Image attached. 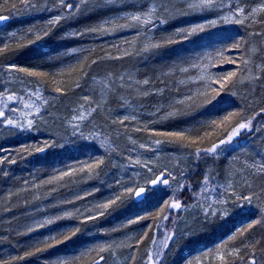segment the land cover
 <instances>
[{"label":"snow or ice","instance_id":"1","mask_svg":"<svg viewBox=\"0 0 264 264\" xmlns=\"http://www.w3.org/2000/svg\"><path fill=\"white\" fill-rule=\"evenodd\" d=\"M116 3L117 0H43L41 4L40 0H18V3L11 4V10H45L55 12L56 14L47 20L42 29L29 28L23 35H18L15 32L10 33V39L14 41V44L3 43L0 46V54L36 44L38 41L49 36L53 29L59 26L62 21L84 14L91 9H102L107 5ZM207 12L215 13L214 17L190 24L187 27H181L170 34L159 37L155 35L159 27L166 24L170 18L204 14ZM259 14H264V0H261L259 6L251 8L250 11H246L245 7L242 6L241 0H180L178 4L174 0H150L149 3L140 5L138 10L127 12L122 17L106 18L102 23L86 27L82 31L68 33V35L81 37L88 34H111L121 30L134 29L135 35L131 41H125V44H128V48L123 50L122 55L111 56L110 54H106L104 57L107 59H122L124 57L144 56L147 54L155 55L162 48L185 41H192L193 37L201 36L203 33H209L211 30L225 25H246V22L250 19L252 23L264 24V17L256 19ZM9 19L10 15L0 14V23ZM250 35L264 36V33L256 32ZM201 38L205 39V37ZM229 39L232 40L229 46L217 48L214 51L203 52L195 56L181 57L178 61L167 66V69L162 71L155 79L147 77L135 79L130 74L127 82L125 81V77L121 75L118 77L119 83H117L116 78H113V74L109 73L106 79L98 81L101 85L99 89L100 99L93 101L91 97L84 96L82 97L84 103L79 105V110L73 109L76 114L71 117V121L69 122L73 129V136L78 135L81 140L85 141H98L106 151L116 152L117 148L113 147L114 142L111 137L104 136L100 132H92L85 135L81 130V124L85 121L90 122L94 113L108 103L109 94L114 96L119 95L120 90L127 89L129 90L128 95L132 96L134 94L135 98L159 96L164 100V103L158 102L154 106V111L149 113L153 117L152 119L141 121L136 113V108L123 95H119L121 107L132 108V114L117 116L111 120V124L123 126L125 134L127 133L125 122L140 124L141 126L135 127L134 131L148 132L150 137L148 142L138 143L131 135L127 136L128 141L139 149L146 152L158 153L162 145H172L188 149V156L190 158L194 157L197 162L202 159L216 160L225 151L234 150L229 146L233 145L237 141V138L241 137L244 133L262 130L261 128H255L253 121L257 116H264V108H261L259 112L251 117H245V109L236 107V101L233 98L237 96V92L235 91L237 85H244L245 83L253 84L262 78L264 64L256 65V71L253 72V68L251 67L253 60L250 56L233 58L226 55V53L233 50L241 52L244 46L249 43L248 39L243 35H239L238 38L230 37ZM113 47L116 46L114 45ZM80 51L82 50L71 48L67 54L72 55ZM250 51L255 53L256 49L251 48ZM177 55L179 56L180 54L177 53ZM86 60L87 57L78 62L81 70H83ZM91 63L95 64L97 60H92ZM218 63L233 64L236 65V69L228 71L227 74L210 71ZM76 68L77 65H73L67 69H61L60 73L73 72ZM193 70H195V75L192 74ZM84 75L86 76L87 72H84ZM56 76L57 73H49L37 67L9 64L0 68V77H6L4 83L17 79L21 84L25 85V88L22 90L23 94L14 90L10 91L7 87L0 91V123L22 131L39 130L37 127L38 120H43V114L49 106V99L44 95L45 89L42 85L48 81L57 84ZM177 77L182 78L176 79ZM169 78L174 81L173 87L176 88L177 92H180L179 86L182 85L187 89V93L178 98H165V93L172 90L167 83ZM93 79L95 80V77ZM157 81L163 87H155L154 84ZM74 87H81L79 80L75 82ZM52 91L64 95L67 88L56 86ZM11 104H16L18 107H12L10 106ZM207 105H212L213 107L230 105L232 106V110L222 109L227 111V114L219 119L206 120L199 127L177 128L165 131L149 127V125L164 120L191 115L193 112L200 108H205ZM206 142L208 146H203ZM64 147L65 144L59 140L44 139L40 144L22 147L21 151L32 155ZM94 147V144H80L78 150L87 153L91 152ZM131 150L134 151L135 148ZM6 161L9 164L16 163L15 157L10 159L9 155L0 156V165ZM127 161L128 163L125 167H139L145 170L143 177H141L140 172L134 171L132 173L134 178L143 179V184L139 183L137 179H132L127 183L117 180L115 184L119 187V191L107 200L98 202L84 211H81L79 208L62 210L54 216H46L29 225L26 231L21 234L27 235L61 220L76 219L80 222V226L69 228L64 232H58L47 239L39 241L30 250L25 251L23 256L12 257L9 261L0 260V264H12L14 260H22L35 256L37 253H42L72 240L73 237H76L82 231L83 225L105 216L111 209L118 207L126 200H133L138 204H144L155 199L166 188L172 189L170 199L163 200L162 206L158 208L157 212L138 215L133 219H129L125 225L121 226L127 227L142 221H151V223L144 226L145 230L135 239V244L125 243L124 241L98 243L79 254L52 262V264H102V262L106 261L105 253H108L115 260L117 253L121 249L127 248L132 250V254L125 258L123 264H136V250L144 241L149 239V232L155 229H163V222L170 221L174 211H179L186 207L182 203L181 197L177 195V192L182 193L184 190L189 189L190 185L178 180L177 174L167 166L157 168L151 159H142L138 155L136 158L128 156ZM105 166L106 160L103 156L96 157L95 159L90 158L86 161H78L74 165L67 166L65 170H55L51 176L39 181L32 187L39 189L51 186L49 187V195H51L57 192L59 188H67L68 185L79 180L98 179L104 173ZM111 166L120 167V165L114 163ZM249 169L253 170V175L264 176V161L245 162L243 170ZM4 175H7V172ZM185 175L186 173L183 170L179 172L180 178H183ZM215 179L216 177L213 175L212 170L205 172L203 180L200 182L199 191L193 192V196L197 198L202 197L205 201H210L207 204L210 211H205L206 222H209L211 217L219 216L220 218H225L232 215L233 212L247 215L245 208L252 209L253 207L256 208L258 216L256 219L248 222L246 227L237 229L226 241L218 244L214 250L205 252L204 255L214 254L219 264H237L238 261L240 264H264V250H261L262 256L258 260L255 244L242 243L240 246H236L235 244L238 237H243L245 233H248L256 225H264V205L255 203L258 199L255 192L250 191L247 194L238 192L230 174L229 179L224 185L214 184ZM241 181V187L252 189L253 184L248 176L242 174ZM27 183L25 181V184ZM210 184L213 185L210 191L215 194L214 198L208 195ZM108 186L112 187V185ZM99 190V188H93L92 190L85 191L82 195L76 193L72 195V198L62 200L59 206L75 205L77 201L85 200L88 196L94 195ZM20 191H26V189H21ZM12 195H19V192L10 193L9 197ZM35 199L39 200L41 197L36 196ZM229 204L230 206H228ZM213 205H219L220 207H213ZM57 206L53 205V207ZM194 206L199 207L200 205ZM5 210L9 211L10 209ZM165 210H167V213ZM119 230L120 228H113L111 231L115 232ZM186 236L189 242H193L195 233H189ZM174 239V231H164L163 239L159 242V247L155 250L149 249L146 252V259L142 261V264H162L164 250L169 249V244ZM151 243L153 245L157 243L155 236L151 237ZM257 243L259 242L257 241ZM246 249L250 250V253L247 256L241 255V252ZM85 257H92L93 259L86 262ZM187 264H197V262L188 260Z\"/></svg>","mask_w":264,"mask_h":264},{"label":"trees","instance_id":"2","mask_svg":"<svg viewBox=\"0 0 264 264\" xmlns=\"http://www.w3.org/2000/svg\"><path fill=\"white\" fill-rule=\"evenodd\" d=\"M1 2L4 5L2 4L3 7L0 6V14L10 15V19L2 22L0 25V46H2L5 42L14 44V41L10 39V33L15 32L18 35H23L29 28H33L36 30L42 29L47 20L52 15L56 14L55 12L52 14H45L46 11L44 10L25 11L23 9H19L13 11L11 10V4L18 3V0H0V3ZM40 2L42 4L43 0H40ZM241 3L242 6H246V11H249L253 7H258L261 3V0H241ZM121 4V2H117L113 5H107L102 9H91L84 14L78 15L66 21H62L59 26L53 29L49 36L45 37L41 41H38L36 44L0 54V68L5 67L9 64H15L17 66L37 67L49 73H57V84H53L51 81H48L44 85H42L46 92L50 91L52 94L50 98V105L52 107H50V111L47 109V111H49L50 113L48 114V117H46L49 123L46 122V124L44 125L45 129H53L57 128V125L59 126V120L57 119V116L60 114L62 116V113L70 107V103L75 101L80 96L78 94L83 93L90 87V85L94 81V77H107L109 73H112L113 78H116L120 73L124 74V72L128 70L129 74H131V76H135L136 79H144L146 77L155 79V77L159 76L162 71H165L167 69V66L178 61L181 57L195 56L203 52L214 51L217 48L229 46L232 43V40L229 38H238L239 35L245 36L248 39L249 43L244 46V49L241 50V52L233 50L226 53V55L233 58H236L238 56H250L252 58L253 52H251L250 49L255 48L256 50H258L259 47H263L264 44V36L250 35L251 33L256 32L264 33V24L252 23L251 19L249 21L250 23L246 22L248 23V25H225L223 27L213 29L209 33H203L201 34V36L193 37L192 41H185L180 44H174L162 48L155 55L147 54L144 56L124 57L122 59H107L104 57L106 56V54H110L111 56L122 55L123 50L128 48V44H125V41H131L135 35L134 29L121 30L111 34H88L81 37H72L68 35V33L82 31L86 27L102 23L106 18L119 17L125 11H136L138 10V7L142 5V2H140V0L139 2L128 0L127 3H124L122 5ZM214 15L215 13L207 12L204 14L178 16L177 19L168 20L166 24L160 26L155 35L159 37L162 35L170 34L181 27H187L190 24L213 18ZM127 36L128 38H125ZM201 37H205V39H202ZM114 45L116 47H113ZM71 48L81 49L82 51L76 54L68 55L67 53ZM177 53H179L180 55L178 56ZM260 56H262V54H260ZM85 57H87V60L85 61L83 70H81L78 66V62L83 60ZM92 60H97V63L92 64ZM254 63H257V60H255V58H253V64L251 65V67L255 65ZM73 65H77L75 71L60 73L61 69H67ZM235 69L236 65L218 63L216 67H213L210 70L214 73L227 74L228 71H232ZM84 72H87L86 76L84 75ZM192 74H196L195 70H193ZM180 78L182 77H177L176 79ZM4 80L5 79H0V91H2L5 87H7L10 91H13L11 87H8L6 83H4ZM77 80H79V83L81 84L80 88L74 87ZM16 81L19 80L14 79V83H16ZM167 83L172 90L171 92L165 93V98H178L179 96L187 93V89L182 85L179 86L180 92H177L176 88L173 87L174 81L171 78L168 79ZM14 86L17 87H14V91H18V84H14ZM56 86L67 88L66 93L64 95H60L53 92L52 89ZM154 86L163 87V85H160L158 81L154 84ZM235 91L237 92V96L233 98L236 101L235 106L245 109V117H249L252 114L254 115V112H259V109L257 111H247V107L245 108L244 103L249 101L253 103V100L259 98L260 96H262L264 99V84H261V82L259 83L257 81H255L253 84L245 83L244 85H237ZM119 95H123L121 90ZM119 95L114 96L112 94H109L108 103L103 105V107L93 115V117H95L94 122L99 124L100 127L102 126L103 122L104 125L102 127L105 126L106 133L108 135H112L114 140V147L117 148L116 152H112L95 146L94 149L89 152L95 154L96 157L103 156L106 160L104 173L98 179H93L92 181L94 185H99L101 187L112 182L116 178V176H118V174L123 171V169L130 170L131 167H129V169H127L128 167H125L128 163V156L136 158V156L139 155L142 159H152L158 154H166V150L169 147H172V145H162L161 150L158 153H153L146 152L134 145H131V143L125 142V136L121 134V131H119L118 128H116L117 125L111 124V120L114 119V116L118 112V110H115V106L117 100L119 99ZM222 95L226 96L227 94ZM53 97H55V99H53ZM158 102L164 103V100L159 96H156L155 98L153 96H150L144 106L152 105V107H154L158 104ZM260 103L263 104V101L260 100ZM54 104L56 105L53 109ZM222 109H227L228 111H230L232 110V106L218 105L216 107H213L212 105H207L205 108H200L197 111L193 112L191 115L178 116L174 119L166 120L162 123V127L157 126L155 129L159 131H165L175 130L177 128L183 129L199 127V125L206 120L219 119L223 115L227 114V111H224ZM54 111L56 113H54ZM152 111H154V109H152ZM45 115L46 114L43 115V119ZM51 120L57 122V125H54ZM56 132L59 133V136L56 134L57 136L54 139L59 140L61 143H64L65 147L50 149L46 153H34L26 159H22L23 157L20 158V160L22 159V161H19L20 165H22L23 167L22 171H20L22 173H19V171H15L14 176L17 173L18 175L16 176V178L12 176L11 179L9 175L7 177H0V183L3 184V187L10 190H15L14 193H16L19 184H21L23 180H27V175H30L32 173L33 175L31 177L35 178V171L50 168L56 163H62L71 157L73 159H78L80 157H84L87 154L83 151L78 150L80 144H85V140L82 141V143L77 142V144H75L74 141H70L69 139H67L62 132ZM247 139L248 138H245V134L237 138V141L234 142L233 145L229 146L234 150L225 151L223 154L224 157L221 155L219 159L216 160L217 166L213 167L214 170L212 172L217 174L219 165H222L226 157L234 153L237 148L245 146ZM23 141L25 142L26 140H22L21 142H19L22 143ZM137 142L140 143L139 141ZM203 146H208L207 142ZM133 148H135L134 151L131 150ZM201 161L204 162L205 160L202 159L198 162ZM161 162L162 160L159 161L160 165ZM113 163L120 165V167H112L111 165ZM202 169L203 168L196 171L195 173H190V170H188L187 168L185 172L186 175L183 178H180L178 176V180H181V182L190 185V188L184 190L182 193L177 192V195H179L180 197L182 196V198L184 199L187 198L186 203L189 202L191 190H197L198 186L200 185L199 182H201L203 177V172H201ZM10 172L12 173V170ZM262 192L264 191L260 189V191L256 193L258 196L256 204L258 205H264V193ZM6 193L10 194L13 192L9 191ZM6 193L4 194V197L5 195H7ZM158 199L159 198H155L144 204H138L133 200H126L123 204H120L118 207L111 209L105 216L100 217L94 222H89L88 224L83 225L82 231L76 237H73L72 240L58 245L55 248L48 249L47 251H44L42 253H37L35 256L27 257L22 260H14L12 261V264H39L42 259L65 256V254H69L77 250L78 247L86 243L87 235L93 227L98 229L99 227L113 226L119 219L123 217V215L133 213L135 210H138L140 206H144V208L146 209L152 207L151 209H153V212H151H157L158 208L160 207L156 205V201H158ZM5 209L10 210L6 211ZM13 210H15L14 207H0V260L3 261H9L12 257L23 256L25 251L30 250L33 245L39 242L38 240H33L34 236L37 237V235H40L43 237V239H47L49 236L55 235L58 232H64L69 228L80 226L79 220L74 219L70 223V225L65 227L63 230L58 231L59 229H56L57 232L55 234L51 233L50 230H48V228L50 227L48 226L27 235L18 234V236H16L15 233H12V230H9L10 228L7 225L9 215ZM257 216L258 213L255 207L250 210V213L248 215H245L240 219H238V217L230 215L222 221H217V226H219L218 229L217 227L211 228L210 234L208 233V236H204L205 234H202L201 239H204L207 244L211 243L213 242L214 236H218V234L220 236H225L234 233L237 230L238 226H240L239 228L246 227L247 223L252 219H256ZM163 224V229H155L152 231V236H155L157 240V243L155 245L151 243L152 250H155L159 247V242L163 239L164 231L170 230L171 219L170 221H164ZM19 225L21 224H19L17 221H14L12 228H15L17 230V227ZM117 232L118 231H115V233ZM257 241L259 243H257ZM171 243L172 242H170V244ZM242 243L255 244L257 259L260 260L262 256L261 250H264V225H256L248 233H245L243 237H238L235 241L236 246H240ZM193 248H195V246L192 247V250L190 249L191 253H194L195 249ZM173 252L171 253V256H174V254L176 253ZM249 253L250 250L246 249L241 252V255L247 256V254ZM138 254L139 250H136V255L138 256ZM166 254L167 251L164 250L162 263L170 264V255L166 256ZM182 258L183 256H180L177 261L179 260L178 262H180ZM87 261H90V259H88ZM237 264H240V262L238 261Z\"/></svg>","mask_w":264,"mask_h":264},{"label":"rangeland","instance_id":"3","mask_svg":"<svg viewBox=\"0 0 264 264\" xmlns=\"http://www.w3.org/2000/svg\"><path fill=\"white\" fill-rule=\"evenodd\" d=\"M128 0H117V2H121L122 4L127 3ZM130 1H138L139 0H130ZM142 2V5L149 3L150 0H140ZM177 4L180 3V0H174ZM2 2L0 3V6H2ZM121 4V5H122ZM4 5V4H3ZM3 7V6H2ZM246 7V6H244ZM45 11V10H44ZM250 11V10H249ZM127 12L130 11H125L121 14L122 17L125 15ZM54 12H49L46 11L45 14H52ZM264 17V14H259L256 19ZM178 18V17H177ZM177 18H170L169 20L177 19ZM250 21V20H249ZM247 21L248 23H250ZM248 23H246L248 25ZM1 25V23H0ZM162 26V25H161ZM129 30V29H127ZM13 33V32H12ZM124 35V34H123ZM131 37V35H130ZM125 38H128L125 37ZM1 44V43H0ZM262 54V56H260ZM255 58L257 60V63L252 66L253 72L256 71V65H262L264 64V44L263 47H259L258 50L255 51V53L252 54V60ZM255 67V68H254ZM211 71V70H210ZM126 73V74H125ZM124 76L125 81L127 82L128 77H129V72L128 70L124 72V74H119V76ZM118 76V77H119ZM118 77H116V82L119 83ZM135 78V76H132ZM107 77H98L95 78V80L92 82L90 87L84 91L83 93H79L80 95L75 101L70 103V107L65 110L61 116L58 115L57 119L59 120V126L57 125V122L51 120L54 125H57V128L53 129H45L44 125L49 123L46 117H48V114L50 113L49 111L51 110L50 107V98H51V92L50 91H44V95L49 99V106L47 109L49 111H45L44 114L45 117L42 121L38 120L37 127L39 130H32V131H22L19 129L11 128L9 126H5L2 123H0V156L4 155H9V158L15 157L16 163L9 164L7 161L0 165V177H7L9 175L10 179L12 176H14L15 171H19V173H22L23 167L20 165L19 161H22V159H26L30 155L28 153H25L21 151V148L24 146H32L35 144H40L43 142L44 139H54L57 135L59 136V133L56 131H60L63 133V135L69 139L70 141H74L75 144L82 143V141L79 138V136H73V129L71 127V124L69 123L71 121V117L76 114L73 109L79 110V105L84 103L82 97L84 96H89L92 98L93 101H98L100 99V94H99V89L101 85L98 83V81L104 80ZM1 80L6 79V77H0ZM136 79V78H135ZM257 82H261V84H264V74H262V78L258 80ZM14 84H18L19 90L17 92H20L23 94V89L25 88V85L21 84L19 81H16L14 83V80L6 83L8 87H11L14 90ZM88 85V84H87ZM87 87V86H86ZM17 88V87H15ZM123 93V96L130 101V103L133 105V107L136 108V113L138 114V118L141 121H148L152 119L149 115V113L152 112V105L150 106H144L150 96L148 97H141V98H135L134 94L132 96L128 95L127 89L121 90ZM154 98L156 96H153ZM27 99V97H25ZM260 100L263 101V104L260 103ZM254 102H246L245 108L247 107V111H257L258 109L260 110L261 108H264V99L262 96L259 98H256L253 100ZM39 103V102H38ZM56 104L53 105V109ZM142 105V107H140ZM10 106L12 107H18L16 104H11ZM115 106V105H114ZM115 110H118L117 114L114 116V119L117 116H123V115H129L132 114V108L129 107H121V100L120 98L117 100ZM54 113H56L54 111ZM256 113V112H254ZM43 114V115H44ZM253 115V114H252ZM250 115V116H252ZM249 116V117H250ZM95 117L91 118V121H85L84 123L81 124V130L84 132L85 135H88L89 133L92 132H100L104 136H109L111 137L112 141L113 137L112 135H108L105 131V126L102 127L104 124L102 122V128L100 127L99 124L94 122ZM166 120L149 125L150 128H156L162 127V123L165 122ZM127 125V133L125 134V128L123 126L117 125L116 128H118L119 131H121V134L125 136L124 141L127 143H130L127 139L128 135H131L133 139L136 141H139L140 143H146L149 140V133L148 132H136L134 131L135 127L141 126L140 124H137L135 122H125ZM255 128H261V131H252L251 133H244L245 138L247 139V142L245 146L241 148H237L234 153H232L230 156L226 157V159L223 161L222 165H219V169L217 171V174L214 172L213 175H215L216 179L213 182L214 184H220L224 185L226 184L227 180L229 179V174L231 176V179L236 185V190L238 192H244L247 194L248 192L252 191L255 193H258L260 189L264 191V176L262 175H253V170H243V165L245 162L247 163H253V162H262L264 161V116L256 117V119L253 121ZM156 130V129H155ZM57 134V135H56ZM22 140H26L25 142L23 141L20 143ZM20 141V142H19ZM17 142V143H16ZM94 144L96 147H99L101 149H104L101 147L100 143L98 141H85V144ZM132 145V144H131ZM237 145V144H236ZM114 147V143H113ZM170 148V149H169ZM166 150V154L161 155L158 154L154 156L151 160L155 163L157 168L167 166L169 169H172L177 176H179V172L183 170L186 172L187 168L190 170V173H195L198 170H201L204 173L209 171V170H214V166L216 167V160L213 159H208L205 160L204 162H197L194 157L190 158L188 156V149H182L178 148L176 146L169 147ZM172 148V149H171ZM223 156V155H222ZM23 157V158H22ZM224 157V156H223ZM20 158H22L20 160ZM95 159L96 155L87 152V154L84 157H80L78 159H73L72 157L65 160L62 163H56L54 166L46 169H40L38 171H35V178H32L31 176L33 175L32 173L30 175H27V180H23L21 184H19L16 193L19 192V195H12L9 197V194L6 192H13L15 190H10L8 188L3 187V184L0 183V207H14L15 210L12 211V213L9 215V220L7 221V225L9 226V230L13 231L12 233L16 234V236L23 235L21 233L25 232L27 227L29 225L34 224L35 222L43 219L46 216H54L58 213H60L62 210H74L75 208L81 209V211H84L85 209L89 208L90 206H93L94 204L107 200L110 196L115 194L116 192L119 191V187L115 184V181L120 180L123 183H127L132 179H137L139 183L143 184L144 181L143 179L140 178H134L132 173L134 171L140 172L141 177L145 175V170L142 168H130V170L123 169V171L116 176V178L110 182L109 184L101 187L99 185H94L92 183L93 179L91 180H79L77 182H74L70 185H68L67 188H59V190L55 193H52L49 195V187L51 186H46V187H41L39 189L33 188L32 186L39 181L48 178L51 176L55 170H65L67 166L69 165H74L78 161H86L89 159ZM219 159V158H218ZM161 165L159 164V161H161ZM169 160V162H168ZM166 161V162H165ZM179 162V163H178ZM198 164V166H197ZM187 165V168H186ZM15 167V168H14ZM17 167V168H16ZM197 168V169H196ZM129 169V167L127 168ZM12 170V173L10 172ZM7 172V175H4V173ZM248 176L249 179L251 180L253 187L252 189H247L244 187H241V175ZM18 173L14 176H16ZM26 177V176H24ZM14 178V179H15ZM203 180V177H202ZM201 180V182H202ZM25 181L28 183L25 184ZM200 183V182H199ZM108 185H112V187H109ZM175 186V185H174ZM193 186V184H192ZM191 186V187H192ZM200 186V185H199ZM199 186L197 190L193 191L191 190L190 192V199L189 202L186 203V199L182 198L181 196V201L183 204L186 205L185 208L179 211H174L171 216V228L170 230L166 231H174L175 232V239L174 241H171L172 243L169 245V249H165L167 251V255H170L169 257V262L170 264H187L188 260H193L196 261L197 264H219V262L215 259L214 254H209L207 256L204 255L205 252H210V250H214L215 247L220 244L221 242H224L227 240V238L232 235L228 234L225 236H214L213 242L211 243H206V241L201 239L202 234H205L204 236H208L207 234H210L211 228H215L217 226V221H222L225 218H220L219 216L216 217H211L209 222L205 221V211H210L207 207V204L210 201H205L202 197L197 198L193 196V192L199 191ZM212 184L209 185V192L208 195L210 197H215V194L212 193L210 190L212 188ZM13 188V187H12ZM93 188H99L100 190L98 192H95L94 195L88 196L85 200L77 201L75 205H60V202L64 199H70L72 198V195L79 193L83 194L85 191L92 190ZM21 189H26V191H20ZM5 195L4 197V194ZM172 193V189H165L164 192L160 193L157 197L159 198L158 201H156V205L161 206L162 201L165 199H170ZM264 193V192H262ZM36 196H40L41 199L37 200L35 199ZM179 196V195H178ZM257 201V200H256ZM255 201V203H256ZM58 205L57 207H53V205ZM194 205H200L199 207L194 206ZM230 206V204L228 205ZM213 207H220L219 205H213ZM144 208V206H140L138 210H135L133 213L130 214H125L121 219H119L113 226L109 227H99L98 229L93 227L90 232L87 235V240L86 243H84L82 246L78 247L77 250L65 254V256H57V257H52V258H46L42 259L39 264H52L53 261L57 259H63L65 257H69L72 255L79 254L82 251H85L86 249L95 246L98 243H103V242H111V241H124L125 243H132L135 244V239L138 238L142 232L145 230V225L148 223H151V221H142L138 224H132L127 227H121L122 225H125L129 219H133L138 215H144L148 212H153V209ZM253 209V208H252ZM251 209L245 208V212L247 215L250 213ZM167 213V210H165ZM234 217H238L240 219L241 217H244V214H237L236 212H233L232 214ZM74 219H66V220H61L58 221L57 223L50 225L48 230H50L51 233H56V229H59L58 231L63 230L65 227L69 226L70 223ZM14 221H17L19 224L17 227V230L13 227ZM11 223V224H10ZM216 225V226H214ZM240 225V223H239ZM240 226H238L237 229H239ZM113 228H120V230L115 233L111 231ZM236 232V231H235ZM234 232V233H235ZM189 233H195V236L193 238V242H189L188 237L186 234ZM153 232L150 231L149 233V239L144 241L137 250H139V254L137 256V262L136 264H142V261L146 259V252L149 249H152V244H151V237H152ZM45 237V236H44ZM131 238V239H130ZM14 239V238H13ZM43 239L42 236L37 235L34 236V241L38 240L40 241ZM195 246L194 253H191L190 251L192 250V247ZM191 249V250H190ZM176 252L174 256H171L172 252ZM173 252V253H174ZM132 254L131 249H121L118 253L117 256L115 257V260L108 254L105 253L106 261L102 262V264H123L125 258L129 255ZM180 256H183L180 262L177 261V259L180 258ZM88 259L92 260V257H85V261ZM164 264V263H162Z\"/></svg>","mask_w":264,"mask_h":264}]
</instances>
